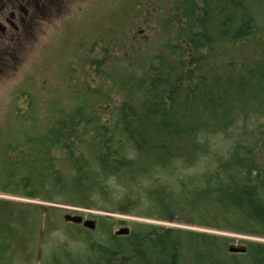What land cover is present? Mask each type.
<instances>
[{
  "label": "trees",
  "instance_id": "obj_1",
  "mask_svg": "<svg viewBox=\"0 0 264 264\" xmlns=\"http://www.w3.org/2000/svg\"><path fill=\"white\" fill-rule=\"evenodd\" d=\"M133 5L95 40V57L71 61L67 102L41 112L25 97L0 129V194L229 234L131 221L116 236L125 222L100 217L102 242L63 264H264V242L228 252L231 235L264 239V0ZM233 128L215 168L167 181ZM39 208L0 200V262L16 236L22 247L50 225Z\"/></svg>",
  "mask_w": 264,
  "mask_h": 264
},
{
  "label": "rangeland",
  "instance_id": "obj_2",
  "mask_svg": "<svg viewBox=\"0 0 264 264\" xmlns=\"http://www.w3.org/2000/svg\"><path fill=\"white\" fill-rule=\"evenodd\" d=\"M8 1L7 5L10 6V0ZM138 1L37 0L38 3L34 7H28L22 2L21 8L15 9V24L10 26L7 22L4 32L0 30V129L4 128L5 122L12 120L11 115L17 107H22L25 97H31L41 112L55 102H58L57 104L65 102L67 100L64 99L66 78L69 85L74 83L73 72L67 70L71 61L75 64V57L86 51V54L90 52L95 57V40L103 34L119 13L132 12L133 4ZM5 13L10 21L9 8H6ZM139 15V13L136 16L133 14L135 19ZM134 25L138 27L136 33L142 36L143 27ZM91 45H93V50H89ZM237 132L238 128L236 130L233 128L230 132L227 131L224 134L217 132L209 137L207 153H200L198 157L189 162L190 166L176 163L172 166L174 179L170 178L167 181L174 183L179 173L181 176L182 174L211 171L215 168L218 159H221L220 156L224 158L228 153ZM0 200L33 204L40 207L39 211L42 214L46 211L51 214L50 225L46 229L38 226L40 230L38 228L37 232L33 230L36 232L35 235L32 231H28L33 240H31L32 237L26 236L27 242L22 247L19 246L20 237L17 239L16 236L13 239L15 244L5 252L8 261L0 262V264H63L64 257L68 260L73 257L86 259L88 252L91 253L93 243L102 242L99 240L101 236H98L96 229L88 230L84 227L68 225L63 219L64 215H78L82 219H94L95 221L100 217L123 220L124 224L113 226V233L120 227H129L128 224L131 221H136L229 235L226 232L191 227L177 222H160L119 212L112 213L46 203L5 194H0ZM231 237L235 239L236 244H242L243 240L264 242L263 238L250 236L231 235ZM59 252L60 254H57ZM55 258L59 262L55 263ZM1 259L4 261L3 257Z\"/></svg>",
  "mask_w": 264,
  "mask_h": 264
},
{
  "label": "flooded vegetation",
  "instance_id": "obj_3",
  "mask_svg": "<svg viewBox=\"0 0 264 264\" xmlns=\"http://www.w3.org/2000/svg\"><path fill=\"white\" fill-rule=\"evenodd\" d=\"M8 2H9L8 0H0V30L1 31H3L5 29V27L7 26V22H8V25H10V26H13L15 24V22H16V18H15L16 11H15V9L18 7L21 8L22 2H24L22 4H26L28 7H34L38 3L37 0H10V6H8L7 5ZM16 5H18V6H16ZM6 8H9L8 14L11 18L10 21L6 17V15H7L5 13ZM24 13H25V11H24ZM69 224H72V223L68 222V225ZM72 225L83 228V226L81 224H72ZM57 254H60V252ZM56 258H58V257H56Z\"/></svg>",
  "mask_w": 264,
  "mask_h": 264
},
{
  "label": "water",
  "instance_id": "obj_4",
  "mask_svg": "<svg viewBox=\"0 0 264 264\" xmlns=\"http://www.w3.org/2000/svg\"><path fill=\"white\" fill-rule=\"evenodd\" d=\"M64 220L74 224H82L83 227L93 230L95 228V222L89 219H82L81 216L78 215H65ZM129 233V229L127 227H120L114 231L115 235L124 236ZM228 252L230 253H244L245 246L240 244H230L228 246Z\"/></svg>",
  "mask_w": 264,
  "mask_h": 264
}]
</instances>
